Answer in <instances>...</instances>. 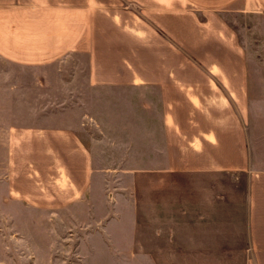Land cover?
Wrapping results in <instances>:
<instances>
[{
	"label": "crops",
	"instance_id": "obj_1",
	"mask_svg": "<svg viewBox=\"0 0 264 264\" xmlns=\"http://www.w3.org/2000/svg\"><path fill=\"white\" fill-rule=\"evenodd\" d=\"M261 13L264 0H0V59L35 69L83 57L84 64L74 65L76 77L60 82L64 89H86V98L71 92L72 104L84 105L78 94L86 101L76 124L61 115L58 125L11 127L6 148L13 156L22 151L37 153L35 160L39 154L41 160L54 157L53 165L43 166L59 180L91 176L92 151L77 131L84 119L95 122L96 99L104 107L111 90H133L141 101L145 90L152 104L153 167L163 173L182 167L187 174L244 175V263L264 264V82L251 83L243 50L223 19ZM176 57L189 58L188 64L176 65ZM227 106L230 111L222 112ZM12 112H1L0 120L13 122ZM38 139L51 151L33 150ZM16 164L7 163L9 179L18 176ZM30 166L25 177L33 179L41 167ZM8 184V195L23 198L24 184ZM88 184L70 180L66 191L78 198Z\"/></svg>",
	"mask_w": 264,
	"mask_h": 264
},
{
	"label": "rangeland",
	"instance_id": "obj_2",
	"mask_svg": "<svg viewBox=\"0 0 264 264\" xmlns=\"http://www.w3.org/2000/svg\"><path fill=\"white\" fill-rule=\"evenodd\" d=\"M223 19L243 50L251 83L261 86L264 13ZM187 59L176 57L175 64H188ZM76 63L84 64V58L35 69L0 59V113L9 109L11 117L13 109L14 119L0 120V264H245V176L187 174L182 167L163 173L153 167L152 104L145 90L141 101L133 90H111L110 105L104 107L98 105L101 98L96 99L95 122L84 119L77 131L92 151L89 178L70 175L59 180L53 169L43 166L53 165L54 157L41 160L39 154L35 160L37 153L22 151L13 156L12 148H6L13 127L23 131L28 126L58 125L61 115L76 124L86 113L80 94L84 105L78 107L70 99L71 92L73 97L83 92L86 98V89H64L60 82L76 77ZM229 111L227 106L222 112ZM38 140L33 150L51 151ZM13 159L19 177L9 179L7 163ZM26 165L41 167L40 173L26 178L31 168ZM10 180L24 184L23 198L17 192L8 195ZM70 180L89 181L78 198L66 191Z\"/></svg>",
	"mask_w": 264,
	"mask_h": 264
}]
</instances>
